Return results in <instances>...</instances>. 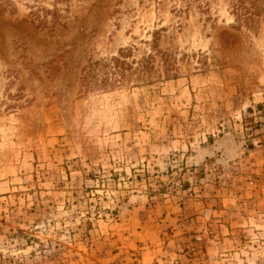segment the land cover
Listing matches in <instances>:
<instances>
[{
	"label": "rangeland",
	"instance_id": "obj_1",
	"mask_svg": "<svg viewBox=\"0 0 264 264\" xmlns=\"http://www.w3.org/2000/svg\"><path fill=\"white\" fill-rule=\"evenodd\" d=\"M0 264H264V0H0Z\"/></svg>",
	"mask_w": 264,
	"mask_h": 264
},
{
	"label": "trees",
	"instance_id": "obj_2",
	"mask_svg": "<svg viewBox=\"0 0 264 264\" xmlns=\"http://www.w3.org/2000/svg\"><path fill=\"white\" fill-rule=\"evenodd\" d=\"M243 0H241V3ZM241 6L244 8V10H247L249 7L242 5H238V7ZM242 11V10H241ZM32 15L35 14V12H31ZM248 15L253 14V12L249 11L247 12ZM246 16L244 20L249 19V16ZM158 34V30L154 32V47H158L157 40L158 38L156 35ZM157 52L161 53V58L163 59V62L166 64V76H171L169 74V71L172 70V60L170 59V54L166 51H161L158 48ZM132 54L131 48H121L119 50L118 55L111 56V58H104V59H96L91 60L89 64L86 66L84 70V74L82 76V87L85 90H92V89H105L109 85H115L117 81L123 77L125 72L127 70L132 69L133 65L127 60V57ZM153 54H147L143 56V58L138 62L137 68H136V74L137 77L140 79H144L146 76L151 73L153 66ZM121 75V77H120Z\"/></svg>",
	"mask_w": 264,
	"mask_h": 264
}]
</instances>
